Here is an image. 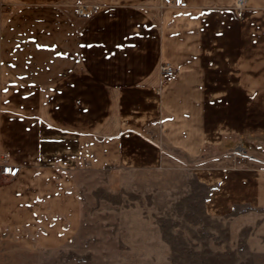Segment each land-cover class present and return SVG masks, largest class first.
I'll return each instance as SVG.
<instances>
[{
	"label": "crops",
	"instance_id": "0c3cea01",
	"mask_svg": "<svg viewBox=\"0 0 264 264\" xmlns=\"http://www.w3.org/2000/svg\"><path fill=\"white\" fill-rule=\"evenodd\" d=\"M77 1L0 0V250L79 241L117 170L210 155L217 202L263 207L264 0Z\"/></svg>",
	"mask_w": 264,
	"mask_h": 264
},
{
	"label": "rangeland",
	"instance_id": "374dc122",
	"mask_svg": "<svg viewBox=\"0 0 264 264\" xmlns=\"http://www.w3.org/2000/svg\"><path fill=\"white\" fill-rule=\"evenodd\" d=\"M10 12L0 9V26ZM209 156L97 176L79 241L43 251L10 240L0 264H264V206L217 202Z\"/></svg>",
	"mask_w": 264,
	"mask_h": 264
},
{
	"label": "built area",
	"instance_id": "2783aa9c",
	"mask_svg": "<svg viewBox=\"0 0 264 264\" xmlns=\"http://www.w3.org/2000/svg\"><path fill=\"white\" fill-rule=\"evenodd\" d=\"M247 0H236L235 6L237 9L242 10L245 7ZM164 5L166 6H175V7H186L188 5V2L186 0H163ZM96 10V7H89L84 0H78L72 8V12L77 17H83V18H89L92 16L94 11ZM160 71L162 73L163 79L170 78L175 75L176 69L175 67L168 61H164L160 64ZM161 92V89L159 90V93ZM237 153L239 157H245L246 151L244 148L240 145L237 148ZM20 166L11 163L7 161L6 157L4 156V160L1 163V169L0 172L3 175H9V176H15L17 172L19 171Z\"/></svg>",
	"mask_w": 264,
	"mask_h": 264
}]
</instances>
